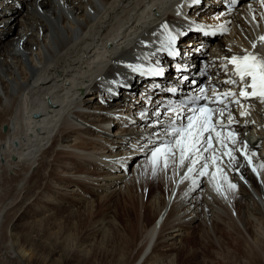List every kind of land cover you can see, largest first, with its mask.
<instances>
[{"label": "bare ground", "instance_id": "obj_1", "mask_svg": "<svg viewBox=\"0 0 264 264\" xmlns=\"http://www.w3.org/2000/svg\"><path fill=\"white\" fill-rule=\"evenodd\" d=\"M219 4L0 0V226L10 208H23L17 219H8V240L0 242L8 261L47 264L65 252L63 264H77L66 248L72 232H60L65 217L95 210L89 230L74 249L82 257L93 242L119 226L112 203L133 184L145 195L150 192L146 204L158 212L144 230L141 227L145 232L139 241L144 245L133 264H173L180 253L186 258L193 230L210 229L224 216L255 249L264 247V107L251 105L244 121L250 133L240 126L242 134L233 140L231 131L222 132L221 146L207 151V138H202L200 152L186 151L183 164L179 148H174L167 166L161 157L153 169L151 152L161 141L173 139L165 129L170 121L182 126L188 112L166 113L158 106L148 108L144 100L129 108L127 98L136 99L145 86L137 78L130 94L120 87L138 77L139 67L162 48L209 63V80L221 72L223 52L251 49L264 56V3L234 11H218ZM156 7L160 15L153 17ZM193 20L226 33L207 48L203 42L210 38L195 33L169 41L172 26L191 28ZM204 47L201 56L194 54ZM130 115L139 120L132 122ZM4 190L8 196H2ZM43 219L48 223L45 231ZM27 246L34 248L32 255H27ZM109 264L126 262L113 258Z\"/></svg>", "mask_w": 264, "mask_h": 264}, {"label": "rangeland", "instance_id": "obj_2", "mask_svg": "<svg viewBox=\"0 0 264 264\" xmlns=\"http://www.w3.org/2000/svg\"><path fill=\"white\" fill-rule=\"evenodd\" d=\"M151 12V15L153 17L160 15V11L157 10V7L153 8ZM157 156L158 157L154 158L155 160L152 158V160L150 159L151 161H148L151 164L152 168L154 167V165L156 168L161 161V156L159 154ZM35 184L36 183H34V185ZM38 185L39 184H37V186ZM12 187H14L13 184L11 185V192L13 191ZM129 187L130 188L128 191L119 195L117 197L118 199H114L112 203V207H115L116 209L115 211L117 214L119 226L116 228H111V232L109 231L104 239H98L96 242H93V244L87 250L86 254L82 257H77L74 254V249L77 246L78 241H80L83 236H85L87 230H89L90 222L93 219L92 216L94 215L95 210L86 213L80 212L76 216L71 218L65 217L60 232H65L67 229L68 230L66 232H72L68 237V242L66 245L67 250L70 251V260L72 259V257L73 259L77 258L78 260L75 259L78 261L77 264H109L113 258H119L120 260L125 261L126 264H133L137 261L138 257L140 256V254L138 253H140L144 245V243L140 244L139 241L141 239V236H143L144 234L143 232H145H142V230L145 229V226L148 223L153 222L157 218L158 212L153 208L148 207L146 204V201H148L150 197V192L145 195L144 189L141 186L138 187L137 185L133 184ZM7 192L8 191L4 190L2 196H8ZM104 203L105 202L99 203L96 207H103L102 205H104ZM13 209L14 210L10 208V212L7 211L3 215L4 221L2 226H0V242L2 241V243L5 242L4 240H6V242L8 240V225L10 220L12 218H14V220L17 219L23 211L22 207H14ZM54 212L56 213V210H54ZM224 218L222 219L223 221L221 220L222 222L216 223L217 226L213 225L214 227H211L212 229H209L208 227H198L194 229L193 238H191V241L188 243L187 247V250L190 251L191 256L187 255V257L185 256L186 258H184L183 254L181 255L180 253L178 255L179 257L176 256V258L174 259L175 261H173L172 263L189 264L191 262L194 264H250L251 262H253L252 264H254L255 262V264H258L259 262L263 261L264 247H262V249L260 250L255 249V247L246 240L245 235L243 236L242 231H239L238 227L234 224L232 219L230 220V218L228 219V217L225 216ZM40 223L45 231L46 228H48L47 220L43 219L40 221ZM37 238V234L33 233L32 239L35 241ZM136 244L138 245L136 246ZM27 247H29L26 248L28 249L27 255H32V253L34 252H32V249L34 248H32V246L31 248L30 246ZM40 252L44 257L47 256L46 250H42ZM3 254L5 253L3 250H1L0 256L4 258V264H24L23 262L21 263V261L18 260L8 261V258L5 257L6 255ZM64 254L66 255L65 252L61 254L62 256L56 255L55 258L51 259L52 261L50 260V262H48L47 264H63V262H65ZM182 258H184V260H182Z\"/></svg>", "mask_w": 264, "mask_h": 264}, {"label": "snow or ice", "instance_id": "obj_3", "mask_svg": "<svg viewBox=\"0 0 264 264\" xmlns=\"http://www.w3.org/2000/svg\"><path fill=\"white\" fill-rule=\"evenodd\" d=\"M261 3H264V0H261ZM171 39L174 40L175 37ZM261 40L264 41V37H261ZM253 48H255V44H253ZM230 63L234 65V75L239 78V85L241 86L239 95L245 98L249 96L257 97L264 102V56H258L254 52H246L244 55L231 57ZM157 74H162V70H157ZM227 83L237 84L238 81L233 79L227 81ZM249 89H251L250 92ZM222 95L224 97H235L237 94L229 91ZM201 99L207 100V97L203 95L192 97L189 103L198 104ZM220 102L223 101L221 100ZM236 102L239 103V101ZM190 112V115L183 117L186 123H183L180 127H177L174 121H170L169 127L165 129L164 134L168 135L170 132L173 139L161 141V144L157 145L152 151L153 158H156L158 154L164 158L165 166H167V157L174 155V148H179L180 150L181 164L184 163L186 151L192 154L199 153L202 138L206 132L208 136L206 141H203V150L207 151L212 146L213 137L211 133L216 131L215 125L212 124V118L216 110L204 104L191 108ZM220 115L222 116L223 112ZM231 119L232 117L229 116V121ZM220 127H224L222 122ZM216 138H220V132H216Z\"/></svg>", "mask_w": 264, "mask_h": 264}]
</instances>
